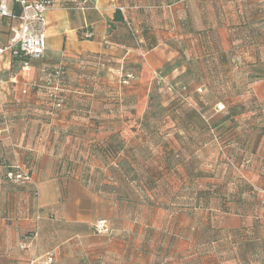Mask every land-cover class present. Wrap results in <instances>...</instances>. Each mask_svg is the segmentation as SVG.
I'll use <instances>...</instances> for the list:
<instances>
[{"label":"crops","instance_id":"crops-1","mask_svg":"<svg viewBox=\"0 0 264 264\" xmlns=\"http://www.w3.org/2000/svg\"><path fill=\"white\" fill-rule=\"evenodd\" d=\"M89 1L90 8L80 12L56 0L46 12V49L39 59L19 63L8 51L0 55V113L10 122L0 134V264H25L35 256L34 247L54 254L52 264H79L69 259V243L89 239L106 241L103 247L81 246L103 264L110 255L112 263L119 259L117 248L127 264H264V224L251 232L245 213L203 206L197 191L205 181L191 173V135L177 119L164 118L159 129L144 119L145 96L154 85L179 80L187 71L182 44L197 43L187 61L206 54L218 68L224 55L203 44L230 35L226 22L234 13L245 28L240 36L257 39L264 0ZM119 8L129 29L115 20ZM10 9L19 12L13 3ZM17 28L16 19L1 24L0 48L9 47ZM99 56L110 64L102 65ZM59 65L66 68L59 87L66 104L55 110L44 81L46 71ZM128 72L135 79L122 85ZM200 81L195 90L206 89ZM154 130L157 135H151ZM71 132H83L81 146L95 150L87 185L84 170L72 178L59 172L60 157L75 149L65 137ZM16 164L27 181L5 178ZM231 216L238 224L226 226ZM103 219L111 227L120 220L127 226L119 237L97 236L93 225Z\"/></svg>","mask_w":264,"mask_h":264},{"label":"rangeland","instance_id":"rangeland-1","mask_svg":"<svg viewBox=\"0 0 264 264\" xmlns=\"http://www.w3.org/2000/svg\"><path fill=\"white\" fill-rule=\"evenodd\" d=\"M230 10L235 11L234 8ZM227 18L226 23L230 25L228 28L230 35L225 34L222 38H213V40H207L203 44L206 51L209 50L210 52L224 55L225 60L222 61L223 65H219L218 68L214 65L215 68L221 70L219 71L221 74L218 78L211 79L212 66H203L201 64L200 70H203L201 84L210 86L213 83L211 85L219 87L218 89L221 90L223 97L229 96L230 103L227 106H224L222 101L214 104L217 101V94L215 92L218 90L215 92L209 90L206 92L205 98L210 99V102L205 105L202 112L214 115V122H217L220 116L228 113L240 112L241 114L235 116V123L232 124L229 131L223 132L228 125L225 124L218 133L212 132L215 136L212 142L207 137L203 139L196 138V134H192L191 141L187 142L188 155L193 153V157L201 161L199 163L200 172L213 175V178L206 177L205 179V183L211 187L209 190L219 187V190L221 189L226 194L225 198L230 203L229 209L232 211L235 208H240L239 212L246 214L245 219L247 224L245 225L248 227L252 226L251 232H254L253 226L264 224V164L262 162V155L264 154V23L255 28V30H259L262 33L257 35V39H252V37L244 39L240 36V32L244 31L245 28L241 27L240 29L239 14L236 15L234 13ZM248 30L251 31L254 28L250 26ZM196 44L187 43L181 45V52L185 56V60H182L183 66L187 64L192 70H195V65H189L187 59L196 50ZM252 54H256V58ZM254 61L257 62L256 65H254ZM155 78L158 79V76ZM200 82V80L188 76L180 80H176L175 77L172 80L168 79L167 82L160 81L154 85L155 90L146 95L144 101L148 104V109L155 110L154 113L157 116L155 123L159 125L157 126L158 129L161 127L164 118L178 116L174 112V109L173 111L164 110L173 97L171 93L167 94L166 89H169L171 86L176 88L183 85L193 89L199 86ZM203 92H205V89H202V91L196 89L195 94L202 95ZM196 95H193V98L200 99ZM158 106H161L162 109H158ZM169 112H172V114ZM256 134L261 135L258 145L255 142ZM199 141L203 144L206 143V145L203 147ZM5 142L11 143L10 139H6ZM251 150L253 153H251ZM11 151L6 152L7 157L8 155L11 156ZM189 157L194 159L191 156ZM210 162L212 163L211 165ZM16 166L17 164L13 165V168ZM18 167L23 173L27 174L21 165ZM248 187L251 188L249 195L247 193ZM241 192L243 194L239 195ZM240 201L242 202L241 204ZM214 221L219 222L220 220L215 219ZM225 223L226 226H235V224H238V220L236 216L233 218L231 216L226 218ZM126 226L127 224L120 220L118 224L112 227L109 225L106 233L100 235L94 229L93 231L97 236L103 237V235L115 234L117 235L116 237H119L121 235L120 229ZM243 238L248 239L250 236L247 234ZM105 242L89 239L83 244H80L79 240L78 242L69 243L70 261L74 263V261L77 262L79 260V264H103L98 259L91 260V255H88L87 252L83 253L84 249L82 250L81 246L99 245V247H103L105 246ZM245 245L251 247V242ZM34 251L36 252L35 256L30 261H26L25 264H47L46 260L49 257L54 260V254L52 253L45 252L44 254H40L37 247H34ZM122 252L123 250L119 251L118 248L115 249V257L120 255L119 259L112 263V255H110L111 257L108 259L107 264H125L126 261H123ZM237 255L240 256L239 252H237ZM241 257L244 256L242 255Z\"/></svg>","mask_w":264,"mask_h":264},{"label":"trees","instance_id":"trees-1","mask_svg":"<svg viewBox=\"0 0 264 264\" xmlns=\"http://www.w3.org/2000/svg\"><path fill=\"white\" fill-rule=\"evenodd\" d=\"M117 13H119L120 15H117L115 20L123 22L124 25L125 26L127 25L128 29H129V27L131 25L128 22L126 23L125 17L122 15V13L119 10H117ZM13 14H14V16L18 17L19 12L13 11ZM7 21H9V20H3L2 23H5ZM129 33H131L130 30H129ZM136 36H137V33H134L133 37H136ZM99 58H101L102 65L108 66V64H110L109 59L104 58L102 56H99ZM13 60L18 61L19 63H24L25 61H28V59L26 57L18 58V59L13 58ZM188 64L189 65H195V70H197V71L192 70L191 67L190 68L187 67V71L185 72V74L180 79H185L188 76H192L193 78L202 80L203 79V73L200 72L201 64L203 66H207V65L212 66V72L210 73V74H212L211 79L218 78V76L221 74L219 72V70L214 67L213 58L208 57V55H206V54L204 55L203 58H201L200 60H197L195 63H191V60H188ZM59 68L63 72V76L59 80V83H58L59 87H60L61 84H63V82L65 81L66 76H67L66 68L64 65H59L52 70L46 71V76L49 75L50 73H53L56 69H59ZM44 83H46V84H44L45 85L44 87L47 90V98H48L49 103L52 104V107L55 110H61L64 107V105L66 104L65 98L62 95L61 90L58 87L59 91H57V93H54L53 90L51 89V86L47 84L46 80L44 81ZM211 84H213V83H211ZM211 84H210V86L206 85L207 87L205 89V92L202 93V95H196L195 94L196 90L194 88L191 89L189 86H186V85H183L182 87H176V88L174 86H171L169 89H166V90H167V93H171V95L173 97H172L171 101L169 102L168 106L164 110H168V111L169 110L173 111V109L175 110L174 112L178 116L173 117L171 119L172 120L173 119L178 120L180 129L184 130L189 135L196 134V138H202L203 139L204 137H207L212 142L214 140L213 138L215 137L213 135L214 133H212V132L215 131L216 133H218V131L221 130V127L225 124H228V125H227V127H225L223 132L229 131L232 124L235 123V116H239L241 113L240 112L233 113V114L228 113L224 116H220L219 120L217 122H214L213 121L214 115L208 114L204 111L202 112L205 105L208 102H210V99L205 98V94L209 90L214 91V92L218 90L217 92H215V94H217V101L214 104H216L218 101H222L224 103V106H227L230 103L229 102L230 98H228L229 96L223 97L221 90L218 89L219 87H217L216 85L212 86ZM193 95L194 96L196 95L200 99H194ZM230 96H231V94H230ZM58 99L62 101L61 102L62 105L60 107L56 106V101ZM158 109H162L161 106H158ZM109 110H108V112H110L109 114H111L113 111L112 108H110ZM154 112H155L154 109L153 110L151 108L148 109L147 112L144 114V119H147V120L150 119L152 122H155V120L157 119L156 118L157 116L155 115ZM169 113L172 114V112H169ZM150 133H151V135L152 134L157 135L158 130L150 131ZM65 134H66L65 137L69 136L70 139H72L73 142H75L74 143L75 149L72 151V153L70 155L60 157L59 172L62 174V176L66 177V178H72V177H75L78 172L81 174L82 170H84V172H86V173L82 177V182L84 183V185H87L88 182L91 183L93 180V177L89 175L88 169L90 167L89 159L95 150L92 147H88V148H86V150L83 149V147L81 146V139L83 136V132H71V133H65ZM218 136L220 137V135H218ZM190 139H192V138L190 137ZM255 139H256L255 140L256 145H258L260 143V140H261V135L256 134ZM199 143H201V142L199 141ZM201 145L204 147L206 145V143H204V144L201 143ZM254 151H255V149H254ZM189 156L193 157V153H190ZM175 158L178 159L179 158L178 155ZM197 159L196 158H194V159L190 158V164H191L190 166L192 169L191 170L192 176L200 177V179L203 180L202 182L205 181L206 177L213 178V175H210L209 173L200 172L199 163H201V161H199ZM211 164L212 163L210 162V165ZM195 169H197V171L194 172L193 170H195ZM11 170H13V167L8 169V171H11ZM210 188L211 187L209 185H207V183H205L204 187H202L200 190L197 191V194H201V197L203 198L202 199L203 206H208L209 208L214 206L217 209L229 211L230 210L229 209L230 203L225 198L226 194L223 193L221 189L219 190V187L218 188L215 187V189H213V190H209ZM247 191L246 192L249 195V193L251 192V188L248 187ZM241 194H243V192H241L239 195H241ZM241 203L242 202L240 201V204ZM235 209L239 210L240 208H235ZM241 209H243V208H241Z\"/></svg>","mask_w":264,"mask_h":264},{"label":"built area","instance_id":"built-area-1","mask_svg":"<svg viewBox=\"0 0 264 264\" xmlns=\"http://www.w3.org/2000/svg\"><path fill=\"white\" fill-rule=\"evenodd\" d=\"M56 0H0V26L3 20L18 21L17 32H15L14 38L11 40L9 47L0 48V55L8 51L12 58H24L27 59H39L46 49V27L47 19L46 12L50 10ZM15 4L19 8L18 17L14 16L10 9V4ZM89 0H66L63 5L64 9L85 11L90 8ZM122 12L123 9L119 8ZM62 70L56 69L53 73L46 76L47 84L51 86L54 93L59 91V80L62 78ZM135 79L132 72H128L122 80L121 84L128 85ZM55 98V97H54ZM61 100L56 101V106L62 105ZM9 120L4 113H0V134L7 133L9 131ZM5 178L9 181L23 182L29 178L27 174L23 173L18 166L13 170L5 173ZM108 220H98L93 229L97 234L106 233L109 229ZM53 259L47 258L46 263L51 264Z\"/></svg>","mask_w":264,"mask_h":264}]
</instances>
